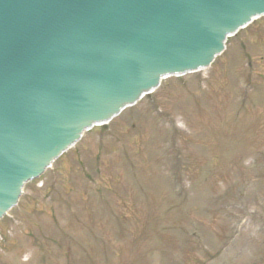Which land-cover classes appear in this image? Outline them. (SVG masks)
<instances>
[{"label":"rangeland","instance_id":"rangeland-1","mask_svg":"<svg viewBox=\"0 0 264 264\" xmlns=\"http://www.w3.org/2000/svg\"><path fill=\"white\" fill-rule=\"evenodd\" d=\"M227 48L28 183L0 264H264V17Z\"/></svg>","mask_w":264,"mask_h":264},{"label":"water","instance_id":"water-1","mask_svg":"<svg viewBox=\"0 0 264 264\" xmlns=\"http://www.w3.org/2000/svg\"><path fill=\"white\" fill-rule=\"evenodd\" d=\"M262 16L264 0H0V220L85 132Z\"/></svg>","mask_w":264,"mask_h":264},{"label":"clouds","instance_id":"clouds-1","mask_svg":"<svg viewBox=\"0 0 264 264\" xmlns=\"http://www.w3.org/2000/svg\"><path fill=\"white\" fill-rule=\"evenodd\" d=\"M24 259L27 260L28 259V256H25Z\"/></svg>","mask_w":264,"mask_h":264}]
</instances>
